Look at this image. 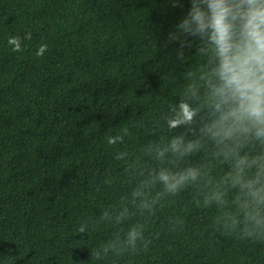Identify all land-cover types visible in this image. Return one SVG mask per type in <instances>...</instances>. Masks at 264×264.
I'll use <instances>...</instances> for the list:
<instances>
[{
    "label": "trees",
    "instance_id": "obj_1",
    "mask_svg": "<svg viewBox=\"0 0 264 264\" xmlns=\"http://www.w3.org/2000/svg\"><path fill=\"white\" fill-rule=\"evenodd\" d=\"M174 3L0 0V264H264V140L213 138V55L195 37L167 42L191 7ZM182 102L196 115L170 129ZM176 137L197 150L158 159ZM188 167L198 179L152 213L133 200L141 181L151 200L155 173ZM132 226L147 247L105 256Z\"/></svg>",
    "mask_w": 264,
    "mask_h": 264
},
{
    "label": "clouds",
    "instance_id": "obj_2",
    "mask_svg": "<svg viewBox=\"0 0 264 264\" xmlns=\"http://www.w3.org/2000/svg\"><path fill=\"white\" fill-rule=\"evenodd\" d=\"M190 4L186 16L169 34L167 42L178 41L183 49L185 42L182 37H195L213 55L215 67L212 75L216 82L211 95L221 115L209 131L219 143L231 140L237 134H253L255 138L264 140V0H190ZM173 6L183 7L180 0H175ZM25 38H30V34ZM8 43L13 46V51L21 50L19 37H10ZM46 47L41 45L37 55H42ZM178 55H182V51L178 50ZM195 115V110L182 102L175 116L168 120V127L175 129L187 125ZM108 143L115 144L116 139L110 137ZM197 148L198 142L186 143L184 137H176L164 149H158L156 157L163 160L165 153L170 151L183 158ZM246 164L247 159L243 157L236 162L237 183ZM199 175V169L194 167L182 172L161 169L152 176L151 184H162V192L150 200L151 193L146 191L149 182L141 181L131 195L134 201L139 200L141 210L152 213L162 195H176L188 182H195ZM253 183L250 181L249 185ZM251 195L255 196L257 192L253 191ZM128 216L130 213L124 208L116 215V223L120 224ZM103 218H110L107 211ZM85 231V226L81 225L79 232ZM144 231L141 226L129 227L122 238L118 236L101 246L103 254L135 252L138 244L147 247ZM100 254V251L94 253L97 259Z\"/></svg>",
    "mask_w": 264,
    "mask_h": 264
}]
</instances>
